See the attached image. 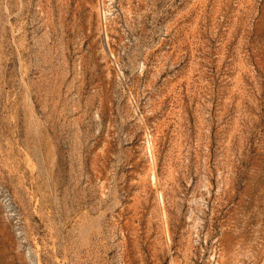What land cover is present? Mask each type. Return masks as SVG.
<instances>
[{
	"label": "rangeland",
	"instance_id": "1",
	"mask_svg": "<svg viewBox=\"0 0 264 264\" xmlns=\"http://www.w3.org/2000/svg\"><path fill=\"white\" fill-rule=\"evenodd\" d=\"M0 264H264V0H0Z\"/></svg>",
	"mask_w": 264,
	"mask_h": 264
}]
</instances>
